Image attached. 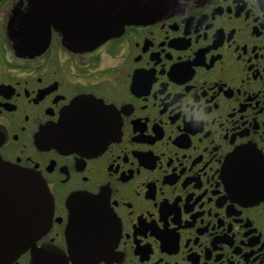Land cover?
<instances>
[{"label":"flooded vegetation","instance_id":"obj_1","mask_svg":"<svg viewBox=\"0 0 264 264\" xmlns=\"http://www.w3.org/2000/svg\"><path fill=\"white\" fill-rule=\"evenodd\" d=\"M76 2L0 0V160L52 199L50 228L10 264H264L259 0H167L93 47L63 31ZM84 98L101 105L82 115L103 136L56 147ZM75 197L101 202L100 231L67 233ZM66 236L111 239L75 263Z\"/></svg>","mask_w":264,"mask_h":264},{"label":"water","instance_id":"obj_2","mask_svg":"<svg viewBox=\"0 0 264 264\" xmlns=\"http://www.w3.org/2000/svg\"><path fill=\"white\" fill-rule=\"evenodd\" d=\"M78 14L66 17L64 33L69 42L84 41L91 47L121 32L125 25L146 24L167 0H77ZM264 9V0H259ZM40 16L34 25L39 26ZM73 29V30H72ZM79 36L78 38L76 36ZM82 38L80 36H85ZM91 98L74 101L54 129L53 143L65 151L87 148L103 136L102 128L85 118L82 109L99 108ZM87 113V111H86ZM113 135L111 134L110 137ZM110 140L100 142L104 147ZM67 233L98 232V219L106 217L100 201L91 198L69 201ZM52 199L40 176L0 160V264H10L34 245L51 226ZM109 236H66L70 259L88 263L104 257ZM107 242V241H106Z\"/></svg>","mask_w":264,"mask_h":264}]
</instances>
